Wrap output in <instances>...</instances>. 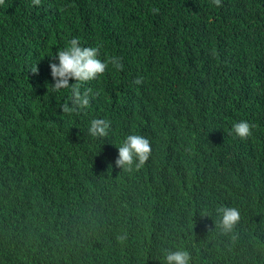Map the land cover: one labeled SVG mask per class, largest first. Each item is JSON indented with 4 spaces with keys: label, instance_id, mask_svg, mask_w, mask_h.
Returning <instances> with one entry per match:
<instances>
[{
    "label": "trees",
    "instance_id": "1",
    "mask_svg": "<svg viewBox=\"0 0 264 264\" xmlns=\"http://www.w3.org/2000/svg\"><path fill=\"white\" fill-rule=\"evenodd\" d=\"M107 1L116 15L101 25ZM72 37L122 67L65 113L49 56ZM207 67L221 79H192ZM202 85H220L215 107L173 109ZM92 118L108 119L107 137L88 134ZM241 119L244 139L230 132ZM133 133L151 152L124 170L116 144ZM219 205L239 210L230 233ZM176 246L190 264H264V0H4L0 264H162Z\"/></svg>",
    "mask_w": 264,
    "mask_h": 264
},
{
    "label": "clouds",
    "instance_id": "2",
    "mask_svg": "<svg viewBox=\"0 0 264 264\" xmlns=\"http://www.w3.org/2000/svg\"><path fill=\"white\" fill-rule=\"evenodd\" d=\"M4 0H0L2 4ZM33 5L39 6L41 0H32ZM213 4H218L219 0H212ZM151 11L156 12L153 8ZM49 61L50 76L52 84L50 85L54 92L67 90L70 93L71 105H61L63 112L68 113L76 109H84L89 106L90 98L88 91L81 93L80 86L86 82L96 80L103 74L110 63L116 69H120L122 64L118 56H112L108 60L99 58V49L97 47L83 46L78 37H72L67 44L56 49ZM33 73L38 72L36 65L33 66ZM219 78L211 69L197 70L193 72L192 79H210ZM221 79V78H219ZM71 81V83H70ZM139 83V81H137ZM225 84V81L222 83ZM48 86V85H46ZM196 88H204V91L191 96H197V101L190 99H176L177 109L181 106H187L195 111H203L209 107H215L220 95V85H202ZM232 96L234 91L230 88ZM109 121L106 118H92L88 122L87 132L93 138L103 139L107 137ZM230 132L240 139L247 138L252 134V126L247 120H239L231 125ZM118 156L115 160L116 167L124 170L140 168L149 158L151 145L147 138L138 133L129 134L119 140L116 144ZM214 212L218 217V227L223 233H230L240 221L239 210L235 207L219 205L215 207ZM202 215H212L207 209ZM162 264H190L191 257L189 252L182 246H176L174 249H164L162 251Z\"/></svg>",
    "mask_w": 264,
    "mask_h": 264
},
{
    "label": "bare ground",
    "instance_id": "3",
    "mask_svg": "<svg viewBox=\"0 0 264 264\" xmlns=\"http://www.w3.org/2000/svg\"><path fill=\"white\" fill-rule=\"evenodd\" d=\"M116 6L112 2H103L102 9L99 14H97V22L103 25L106 21L116 15Z\"/></svg>",
    "mask_w": 264,
    "mask_h": 264
},
{
    "label": "rangeland",
    "instance_id": "4",
    "mask_svg": "<svg viewBox=\"0 0 264 264\" xmlns=\"http://www.w3.org/2000/svg\"><path fill=\"white\" fill-rule=\"evenodd\" d=\"M112 46V45H111ZM114 47L112 46V49H113ZM202 64H204V65H206L204 62L202 63ZM197 70H205V69H211L210 67H207V68H196ZM230 88H232L231 86H230ZM204 91V88H196V89H193V91H192V94H198V93H201V92H203Z\"/></svg>",
    "mask_w": 264,
    "mask_h": 264
}]
</instances>
